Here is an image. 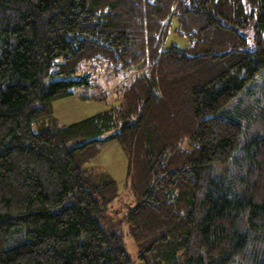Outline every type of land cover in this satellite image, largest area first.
Here are the masks:
<instances>
[{"label":"trees","instance_id":"1","mask_svg":"<svg viewBox=\"0 0 264 264\" xmlns=\"http://www.w3.org/2000/svg\"><path fill=\"white\" fill-rule=\"evenodd\" d=\"M93 61L138 73L54 126ZM111 140L141 264H264V0H0V264H132L85 167Z\"/></svg>","mask_w":264,"mask_h":264},{"label":"rangeland","instance_id":"2","mask_svg":"<svg viewBox=\"0 0 264 264\" xmlns=\"http://www.w3.org/2000/svg\"><path fill=\"white\" fill-rule=\"evenodd\" d=\"M177 27L175 19L171 21L169 32L165 38L163 49L174 45L186 46V38L178 36L174 29ZM250 45H252V33L250 30L242 32ZM252 48V46L250 47ZM85 72L89 73V85L76 86L73 94L60 99L52 106V119L54 126H67L82 121L97 113L106 111L116 106L121 101V87L128 83L137 72L130 71L113 72L106 64L100 61L89 62ZM51 120H44L43 127H52ZM96 155L92 157L85 167L92 174V178L101 179V176L111 178L116 187V196L109 204L102 224L111 226L119 231L122 236V246L129 256L132 264H141L136 258V247L128 235L129 226L126 223L125 211L133 206V198L126 185V158L117 141H106L95 149Z\"/></svg>","mask_w":264,"mask_h":264}]
</instances>
